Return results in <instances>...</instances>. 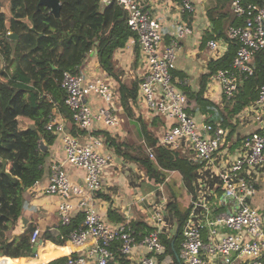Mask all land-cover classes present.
<instances>
[{
    "label": "built area",
    "instance_id": "built-area-1",
    "mask_svg": "<svg viewBox=\"0 0 264 264\" xmlns=\"http://www.w3.org/2000/svg\"><path fill=\"white\" fill-rule=\"evenodd\" d=\"M113 2L121 4L128 14V24L135 35L131 39L138 47L144 65L133 103L152 117L160 118L157 134L162 145L179 150L188 158L212 162L229 142L230 130L222 124L207 122L204 117L198 120L190 113L188 94L179 86L188 84L189 79L173 73L181 42L194 31L191 22L181 20L173 36L166 41L162 23L153 11L156 0H101L103 6ZM179 7L183 14L195 10L192 0H181ZM231 7L241 22L230 25L226 32L228 39L238 43L232 62L218 68L213 75L221 86L222 98L217 101L220 105L224 99H232L243 77L254 72L256 54L264 50V3L231 0ZM228 44L227 40H208V47L216 59L226 53ZM61 85L73 122L56 113L57 110L46 125L60 136L65 157L50 163L48 183L42 191L59 196L57 212L61 225H70L78 212L83 214V220L68 233L69 242L62 244L41 239V229L34 227L28 234L32 250L33 246L37 247L32 255L50 256L29 263L49 264L66 258L65 264H125L110 249L113 240L121 239V253L128 261L126 264H159L157 255L167 248L163 229L169 216L162 212L166 203L154 208V227L144 234L136 231L131 221L109 224L99 211L96 193L103 190V176L113 156L101 151L104 138L94 132V124L101 121L109 126L121 125L117 107L113 106L117 97L116 81L90 76L83 69L76 73L66 70ZM91 95L103 100L104 104L97 110L90 103ZM248 115L253 117L257 127L245 134L235 132L231 137L239 142V154L227 169L219 171L221 185L211 190L223 191V199L230 198L229 202L235 205L233 209L208 214L205 221H197L191 216L186 220L185 237L178 255L181 264H264V208L249 201L255 191L254 180L264 179V82L259 86L256 99L239 113L242 123ZM72 124L80 130L79 134L72 132ZM69 166L81 168L83 177L74 180ZM252 172L258 177L254 176L251 181L248 175L252 176ZM204 230H207V236ZM84 239L90 242L81 247H70ZM138 245L146 247L152 254L131 258ZM7 257L10 256H0V264H12Z\"/></svg>",
    "mask_w": 264,
    "mask_h": 264
},
{
    "label": "trees",
    "instance_id": "trees-1",
    "mask_svg": "<svg viewBox=\"0 0 264 264\" xmlns=\"http://www.w3.org/2000/svg\"><path fill=\"white\" fill-rule=\"evenodd\" d=\"M59 1L60 11L55 14L52 6L41 0H0V256H10L8 262L34 263L38 258L49 256L29 255L32 244L28 234L35 226H29L12 239L9 231L20 222L28 188L44 176L49 149H44L42 144H52L56 139V134L46 128L50 117L59 110L67 119H72L61 85L64 71L80 72L85 58L95 50L102 67L117 79L120 88H125L132 100L137 98L139 83L134 88L124 84L114 61L115 51L135 36L123 6L118 2L103 6L101 0ZM253 1L264 3V0ZM228 41V51L209 62L210 71L201 76L198 87L179 86L189 96L191 108L188 111L204 114L205 121L228 128V140H231L237 131L239 113L256 99L259 86L264 82V50L256 54L254 72L243 77L232 99H224L220 105L206 96V87L217 69L228 66L234 58L238 43ZM173 73L179 78L186 75L178 70ZM19 116L33 120L34 127L21 128ZM160 122L159 117L150 124L141 120L145 140L151 149L148 148L147 157H140L141 165L148 178L157 183H169L168 175L178 172L184 176L188 192H195V177L201 164L159 142L157 128ZM77 130L73 124V133L79 134ZM4 159L7 160V172L2 171ZM170 185L174 191V185ZM193 206L191 201L168 204L177 217V225L170 237L163 234L167 248L160 254L161 258L171 255L174 264H181L178 255L185 237L184 224ZM82 220L83 214L75 213L70 225H61V233L67 235ZM134 226L141 234L152 229L143 221L135 222ZM43 235L57 243L65 242L50 232ZM121 246L122 240L115 239L110 249L117 259L127 263ZM65 261L66 258H59L49 264H65Z\"/></svg>",
    "mask_w": 264,
    "mask_h": 264
},
{
    "label": "crops",
    "instance_id": "crops-1",
    "mask_svg": "<svg viewBox=\"0 0 264 264\" xmlns=\"http://www.w3.org/2000/svg\"><path fill=\"white\" fill-rule=\"evenodd\" d=\"M180 3L181 0H156L153 5V11L162 23V30L166 41L173 36L181 20L188 19L191 22L194 31L181 42L176 70L186 74L184 77H188V85L196 88L199 86L201 76L210 71L209 62L216 59L208 47V40L217 38L228 41L226 35L227 29L230 25L237 23L239 18L233 13L231 0H192L195 10L193 13L187 14L181 12ZM239 20L241 22V19ZM114 61L121 81L129 88L137 87L135 85L137 82H140L141 75L144 72V65L140 60V52L133 39L129 40L124 47L118 48L115 51ZM82 69L86 70L90 76H106L109 78L107 80L116 81L117 85H120L117 79L102 67L95 50L91 51L85 58V64ZM118 86L117 97L113 106L117 107L116 114L121 119V125L114 127L101 121H96L94 124V132L104 138V146L101 148V151L113 156L112 163L106 169L103 176V190L99 191V196L97 197L99 211L104 219L109 224H118L126 221H131L134 224L135 222L143 221V224L154 227L153 210L166 203L167 206L162 209V212L169 216V220L164 226L163 231L166 237H170L175 232V226L177 225L176 215L168 208V204L171 202H178L184 199L185 202H193L194 206L190 216L194 217L197 221L207 220L208 214H215L229 208L233 209L235 203L229 202L230 198L228 200L223 199V205H219L217 201H210V199L217 192H222L223 195V191L211 190L217 185H221L219 171L227 169L230 163L237 158L239 154V142L228 140L229 142L223 146L215 159L210 163L194 158V162L201 164L195 177L196 191L188 192L182 190L179 194L173 193L175 190H172L173 188L170 184H173L175 181H179L180 184L186 187L184 176L178 172H171L168 175L169 183L166 181L164 183H157L155 180L148 178L147 171L140 161V157L145 158L149 153L141 120L150 124L155 117H152V115L142 110L141 107L134 104L126 89ZM206 96L214 99L216 102L222 98L221 86L213 76L207 84ZM89 99L94 110H97L104 104L103 100L97 95H91ZM194 103L193 101L192 104ZM56 113H61L64 116L61 111ZM194 115L198 120H202L205 116L200 113H195ZM18 120L21 128L34 124L33 120L25 116H19ZM241 120L242 118H239L238 115L237 134L248 133L257 127V123L251 115L246 116L244 123ZM159 125H161V122ZM56 137L58 138L52 144H44L49 149L44 176L36 186L28 188L25 195L27 197L26 204L22 211L20 222L13 225L10 229V239L24 233L31 225L41 229V239L53 241L43 237L44 232H50L52 236L60 237L64 241L68 239V234L64 235L61 233V224L57 212L59 196L48 195L42 191V187L48 183L50 163L55 159H63L65 157L61 138L59 135H56ZM141 140L145 144L142 149L143 154L137 153V150H133L141 143ZM190 156L192 157V152ZM69 171H71L70 173L74 180H80L83 177L84 172L81 168L69 166ZM252 173H254L252 176L248 175L251 181L256 176L255 172ZM178 174L180 176H177ZM254 181L255 191L249 196V201L254 206L264 208V179H260V182L256 179ZM146 231H149V229ZM204 232L205 236H207V230H204ZM70 247L76 248L81 246L71 245ZM32 253L33 250L29 255H32ZM147 254H152V252H149L146 247L138 245L134 248L130 257L139 258ZM48 257L38 258L35 263ZM157 258L159 264H174V258L171 255H164L161 258L160 254H158ZM28 263L13 262L12 264Z\"/></svg>",
    "mask_w": 264,
    "mask_h": 264
},
{
    "label": "rangeland",
    "instance_id": "rangeland-1",
    "mask_svg": "<svg viewBox=\"0 0 264 264\" xmlns=\"http://www.w3.org/2000/svg\"><path fill=\"white\" fill-rule=\"evenodd\" d=\"M44 2L46 1V0H43ZM1 57V56H0ZM0 59H2V58H0ZM102 77H104V78H108V77H106V76H102ZM109 79V78H108ZM113 81V80H112ZM111 81V82H112ZM118 87H120V85L118 86ZM71 121L73 122V119H71ZM56 138H58V137H56ZM144 144V142L141 140V143H139V145H137V147L135 148V149H133V150H137V153H140V154H143V152H142V149H143V147L145 146V144ZM173 185H174V189H175V192H173V193H176V192H178V193H176V194H179V193H181L182 192V190L183 191H188L187 189H186V187L183 185V184H180V182L179 181H175L174 183H173ZM173 190V189H172ZM176 194H174V195H176ZM48 195H50V194H48ZM182 201H184L185 202V199L184 200H182ZM210 201H217V203L219 204V205H223L224 204V200H223V195H222V192H217V193H214L212 196H211V199H210ZM66 242H69V240H67Z\"/></svg>",
    "mask_w": 264,
    "mask_h": 264
},
{
    "label": "water",
    "instance_id": "water-1",
    "mask_svg": "<svg viewBox=\"0 0 264 264\" xmlns=\"http://www.w3.org/2000/svg\"><path fill=\"white\" fill-rule=\"evenodd\" d=\"M41 2H44V1L41 0ZM44 3H46V4L50 5V6H52V8H53L55 14H59L60 6H61L59 0H46ZM12 35H14V34H12ZM254 62H255V60H254ZM32 127H34V125H32ZM42 146L44 147V149H47V148H46V145L42 144ZM3 163H4V165H3L2 171H3V172H7V167H6V166H7V160L4 159V160H3ZM12 179H13V180H16V177L12 176ZM36 249H37V247H36V246H33V251H36Z\"/></svg>",
    "mask_w": 264,
    "mask_h": 264
},
{
    "label": "bare ground",
    "instance_id": "bare-ground-1",
    "mask_svg": "<svg viewBox=\"0 0 264 264\" xmlns=\"http://www.w3.org/2000/svg\"><path fill=\"white\" fill-rule=\"evenodd\" d=\"M89 242H90L89 239H84L82 242H78V243L73 244V245H75V246H82V245L87 244V243H89ZM36 257H37V256H36Z\"/></svg>",
    "mask_w": 264,
    "mask_h": 264
}]
</instances>
